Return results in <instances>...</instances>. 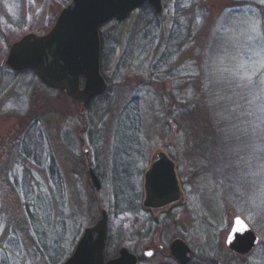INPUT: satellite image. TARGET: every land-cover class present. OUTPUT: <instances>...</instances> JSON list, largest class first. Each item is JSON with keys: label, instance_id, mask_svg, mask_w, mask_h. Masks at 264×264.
Here are the masks:
<instances>
[{"label": "rangeland", "instance_id": "rangeland-1", "mask_svg": "<svg viewBox=\"0 0 264 264\" xmlns=\"http://www.w3.org/2000/svg\"><path fill=\"white\" fill-rule=\"evenodd\" d=\"M70 1L0 0V264H62L102 209L108 214L106 259L126 247L138 264H179L169 254L170 243L179 238L190 248L188 264H264V177H214L198 166L177 167L172 159L180 200L163 209L144 208L142 173L130 181L141 193V208L127 216L117 210L110 171L117 118L132 98L140 103L144 123L138 164L146 170L157 151L181 152L172 123L166 120L167 129L156 117L162 109L158 99L171 87L159 80L167 69L154 65L174 24L180 46L168 71L180 78L178 98L190 97L193 77L264 81V0H161L157 28L141 24L140 7L123 21L109 20L100 29L108 45L116 41L105 49L100 68L106 96L90 111L31 70L15 71L5 63L13 43L26 34L47 33ZM89 167L100 180L98 190ZM249 196L262 199L259 210ZM235 216L260 238L248 254L225 243ZM44 245H54L63 256L49 261ZM148 249L152 255L145 257Z\"/></svg>", "mask_w": 264, "mask_h": 264}, {"label": "trees", "instance_id": "trees-1", "mask_svg": "<svg viewBox=\"0 0 264 264\" xmlns=\"http://www.w3.org/2000/svg\"><path fill=\"white\" fill-rule=\"evenodd\" d=\"M140 11L141 24L145 26L148 23L157 28L159 14L152 6L145 3L140 6ZM150 30L152 29L149 27L146 32ZM166 34L163 51L154 66L167 69L168 75L160 76L159 80L169 83L171 87L169 93L158 99L162 109L156 116L163 120V125L167 129L169 124L166 120L172 123L170 127L175 130V139L179 140L181 152H177L176 155L171 152L169 157H173L178 164L177 167L184 164L192 168L198 166L214 177H264V81L256 76L245 81L215 83L213 79L193 77L192 81H189L192 85L190 97L183 95L178 98L174 94L180 90L176 85L180 78L177 77L176 71L169 73L168 70L174 69L170 66L176 59L175 53L180 46L178 40L181 34L176 24ZM99 37L101 42L99 68L103 70L105 49L107 47L113 49L116 41H110L108 45L103 32ZM122 60L125 61L123 57ZM123 61L120 62L121 65ZM31 73L35 76L34 71ZM105 96L106 93L94 98L87 110L90 111L93 104L102 101ZM139 104L137 98H132L121 110L115 128L116 146L110 160L111 178L115 185V193L120 199L117 210L127 216L138 213L141 208L142 196L130 182L131 177L141 176L145 171L137 159L142 156L144 131ZM232 141L234 145L229 147L225 145V142ZM254 197L249 196L248 199L255 200ZM261 200L257 198L254 202L258 210L261 208L258 205ZM45 247L49 261L55 262L63 256L60 249L54 245Z\"/></svg>", "mask_w": 264, "mask_h": 264}, {"label": "water", "instance_id": "water-1", "mask_svg": "<svg viewBox=\"0 0 264 264\" xmlns=\"http://www.w3.org/2000/svg\"><path fill=\"white\" fill-rule=\"evenodd\" d=\"M143 3L151 5L157 14L162 12L161 0H71L47 33L26 34L13 43L5 63L15 71L34 70L45 85L64 91L84 109L107 89L99 68L100 28L109 20H125ZM87 172L92 186L100 189L94 169L89 167ZM179 187L174 161L164 151H157L143 175V207L158 210L178 202L182 196ZM236 218L241 219L244 227L235 224ZM107 233L108 214L102 209L100 218L83 230L73 252L62 264H138V256L126 247L120 248L116 257L106 259ZM259 239L243 217L235 216L225 243L231 251L243 255L252 252ZM152 252L148 249L144 256L149 257ZM169 254L179 264L191 261L189 246L179 238L170 243Z\"/></svg>", "mask_w": 264, "mask_h": 264}, {"label": "snow or ice", "instance_id": "snow-or-ice-1", "mask_svg": "<svg viewBox=\"0 0 264 264\" xmlns=\"http://www.w3.org/2000/svg\"><path fill=\"white\" fill-rule=\"evenodd\" d=\"M235 224L236 225H239V226H241V227H244V225H243V223H242V221H241V219L240 218H236L235 219ZM13 241L12 240H9L8 241V243H12ZM150 254V253H149Z\"/></svg>", "mask_w": 264, "mask_h": 264}, {"label": "bare ground", "instance_id": "bare-ground-1", "mask_svg": "<svg viewBox=\"0 0 264 264\" xmlns=\"http://www.w3.org/2000/svg\"><path fill=\"white\" fill-rule=\"evenodd\" d=\"M80 79H82V80H83V77H82V78H80ZM102 94H103V93H102ZM98 96H99V95H98ZM96 97H97V96H96ZM94 98H95V97H94ZM94 98H93V99H94ZM93 99H92V100H93ZM92 100H91V101H92ZM91 101H90V102H91ZM88 105H89V104H88ZM88 105H87V106H88ZM144 172H145V171H144ZM143 175H144V174H143ZM143 198H144V196H143ZM142 202H143V200H142ZM176 203H177V202H176ZM176 203H174V204H176ZM174 204H172V205H174ZM172 205H170V206H172ZM142 206H143V204H142ZM170 206H169V207H170Z\"/></svg>", "mask_w": 264, "mask_h": 264}, {"label": "flooded vegetation", "instance_id": "flooded-vegetation-1", "mask_svg": "<svg viewBox=\"0 0 264 264\" xmlns=\"http://www.w3.org/2000/svg\"><path fill=\"white\" fill-rule=\"evenodd\" d=\"M179 181V180H178ZM180 184V183H179ZM167 207H169V206H167ZM166 208V207H165ZM139 258V257H138Z\"/></svg>", "mask_w": 264, "mask_h": 264}]
</instances>
